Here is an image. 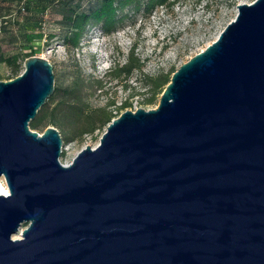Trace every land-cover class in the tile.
<instances>
[{"label":"water","instance_id":"95a60500","mask_svg":"<svg viewBox=\"0 0 264 264\" xmlns=\"http://www.w3.org/2000/svg\"><path fill=\"white\" fill-rule=\"evenodd\" d=\"M54 91L39 56L0 81V264H264V0L67 165Z\"/></svg>","mask_w":264,"mask_h":264},{"label":"rangeland","instance_id":"374dc122","mask_svg":"<svg viewBox=\"0 0 264 264\" xmlns=\"http://www.w3.org/2000/svg\"><path fill=\"white\" fill-rule=\"evenodd\" d=\"M97 1L0 0V57L32 49L33 56L46 58L53 65L60 95L49 105L50 119H61L68 107V93L81 90L80 105L87 106L90 119L76 126L90 132L72 133L64 121L60 127L50 122L32 129L40 134L49 126L58 129L63 139L60 160L65 165L86 146L98 145L116 117L114 111L156 108L162 88H153L151 82L171 79L181 65L216 40L235 18L237 5L255 0H177L152 13L126 11L128 18L116 33L104 35L95 28L78 49H72L63 40L67 31L64 14L70 7L81 12ZM17 65L24 68L21 60ZM127 65L134 67L129 75L121 70ZM13 76L14 71L0 62V81Z\"/></svg>","mask_w":264,"mask_h":264},{"label":"trees","instance_id":"16d2710c","mask_svg":"<svg viewBox=\"0 0 264 264\" xmlns=\"http://www.w3.org/2000/svg\"><path fill=\"white\" fill-rule=\"evenodd\" d=\"M177 0H98L95 3H90L86 9L79 12L78 8L70 7L64 14L62 22L66 28V33L63 35L64 42L72 49H78L82 39L87 35L90 30L99 28L104 35H111L118 31L119 27L122 26L126 18H128L129 12L139 13H152L159 7L173 6ZM128 12L124 14V12ZM34 51H24L21 55L15 54L10 56L0 57L1 63H6L14 71L15 78L20 75L24 68L17 65L18 61L22 63L29 57L34 55ZM137 67L140 68L141 64L138 63ZM134 69L132 65H127L121 70L125 74L129 75ZM171 79L168 77L159 78L151 85L153 88H162L161 93L164 91L166 85ZM80 92L81 90H73L69 100L66 102L67 109L63 111L61 119L51 120L49 112L50 103L54 102L60 95L59 89L55 88L53 95L49 97L46 104L38 111L36 118L31 121V129H37L42 125H46L52 122L54 125L62 126V121L67 123L69 129L73 133L82 135L83 133L90 132L84 130H78V123L90 119L87 115V106L80 105ZM51 120V121H50ZM111 120L108 121V123ZM76 126V127H75Z\"/></svg>","mask_w":264,"mask_h":264},{"label":"bare ground","instance_id":"6f19581e","mask_svg":"<svg viewBox=\"0 0 264 264\" xmlns=\"http://www.w3.org/2000/svg\"><path fill=\"white\" fill-rule=\"evenodd\" d=\"M0 193L1 194L8 193V187L3 179H0ZM21 235H22V229H20L19 232L14 237L21 238Z\"/></svg>","mask_w":264,"mask_h":264},{"label":"built area","instance_id":"2783aa9c","mask_svg":"<svg viewBox=\"0 0 264 264\" xmlns=\"http://www.w3.org/2000/svg\"><path fill=\"white\" fill-rule=\"evenodd\" d=\"M136 109H137L136 107H130V108H128V110H132V111H135ZM122 112L123 111H114V114L116 115V117H118Z\"/></svg>","mask_w":264,"mask_h":264}]
</instances>
